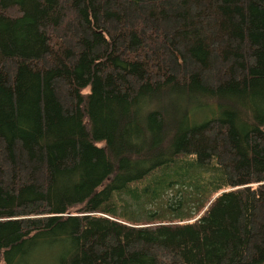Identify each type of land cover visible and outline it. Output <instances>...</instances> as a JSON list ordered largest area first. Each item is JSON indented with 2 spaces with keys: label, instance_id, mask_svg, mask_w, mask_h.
Wrapping results in <instances>:
<instances>
[{
  "label": "trees",
  "instance_id": "1",
  "mask_svg": "<svg viewBox=\"0 0 264 264\" xmlns=\"http://www.w3.org/2000/svg\"><path fill=\"white\" fill-rule=\"evenodd\" d=\"M32 1L0 0V249L57 230L61 264H264V0Z\"/></svg>",
  "mask_w": 264,
  "mask_h": 264
},
{
  "label": "rangeland",
  "instance_id": "2",
  "mask_svg": "<svg viewBox=\"0 0 264 264\" xmlns=\"http://www.w3.org/2000/svg\"><path fill=\"white\" fill-rule=\"evenodd\" d=\"M32 1V0H31ZM24 10L32 19L38 15L36 0H33L29 5L25 4ZM14 37L19 41L26 56L37 57L38 51L36 49L39 42V37L35 29L30 30H16ZM96 101L91 102L90 113L93 119V125L97 134L98 146H103L107 142L106 123L99 119L97 114L98 106ZM99 147V148H101ZM104 176L103 172V156L101 149L86 158L84 167L81 169L79 179L74 181L77 188V196L79 202H83L90 194V188H96L102 181ZM85 180V181H84ZM74 186V184H73ZM102 203L105 202V197L101 196ZM126 200V196H122ZM82 205L70 209L72 214H81ZM127 206L122 209L112 211L113 217H118ZM111 217V216H110ZM72 247V242L65 236L64 233L54 231L50 234L43 236L40 240H32L25 242L22 246H16L2 251L0 249V256L3 260L0 264H36L37 260L41 257L43 264V257H47L51 264H61V261L68 254ZM45 263L47 260H44Z\"/></svg>",
  "mask_w": 264,
  "mask_h": 264
}]
</instances>
